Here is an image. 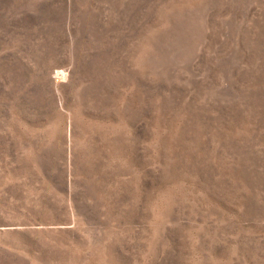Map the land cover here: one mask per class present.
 Segmentation results:
<instances>
[{"label": "rangeland", "instance_id": "obj_1", "mask_svg": "<svg viewBox=\"0 0 264 264\" xmlns=\"http://www.w3.org/2000/svg\"><path fill=\"white\" fill-rule=\"evenodd\" d=\"M0 264H264V0H0Z\"/></svg>", "mask_w": 264, "mask_h": 264}]
</instances>
